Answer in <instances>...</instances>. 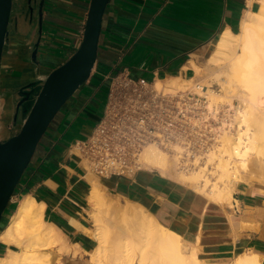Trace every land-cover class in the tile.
Returning <instances> with one entry per match:
<instances>
[{"label":"crops","instance_id":"1","mask_svg":"<svg viewBox=\"0 0 264 264\" xmlns=\"http://www.w3.org/2000/svg\"><path fill=\"white\" fill-rule=\"evenodd\" d=\"M262 1L110 0L95 70L84 89L73 95L50 124L15 191L17 201L9 203L3 214L0 259L9 251L21 252L22 247L12 240L29 239L15 232L7 234V229L22 200L30 196L42 212L43 228L47 225L46 230H52L59 240L65 264H91L99 245L93 217L95 186L105 202L103 209H110L111 218H106L111 227L109 240H124V215L139 217L145 211L189 245L198 244L202 260L254 251L262 255L264 264V218L260 217L264 203L248 205L236 199L242 208L239 217H228L230 226L221 221L215 226L212 222L218 215L205 210L206 206L196 209L190 204L187 194L175 187V178L146 168L131 178H105L91 170L76 145L93 131L103 114L97 111L99 88L94 80L108 82L110 75L124 70L133 78L154 79L155 83L194 78L191 62L202 66L219 38L227 31H239L245 13L257 10ZM41 2L14 0L1 70L2 122L15 125L24 120L28 105L23 110L16 105L21 90L31 82L38 84L39 76L66 62L82 40L90 0H44L42 28ZM38 42L35 65L28 62V56ZM238 208H234L236 213Z\"/></svg>","mask_w":264,"mask_h":264},{"label":"bare ground","instance_id":"2","mask_svg":"<svg viewBox=\"0 0 264 264\" xmlns=\"http://www.w3.org/2000/svg\"><path fill=\"white\" fill-rule=\"evenodd\" d=\"M191 63L195 74L200 71L206 73V84L200 87L199 92L207 96L210 111L216 113L225 99L230 101L237 97L240 101V106L234 110L232 122L237 128V133L233 136L223 131L218 136L220 146L208 152L204 162L206 166L200 167L199 171L189 174L183 171L176 173L185 180H194V183L203 181V186L208 187V164H215L216 168L222 169L224 175L220 179L229 181L231 176H237L239 167L247 169L249 159L253 155L264 164V0L257 10L249 9L245 13L237 33L227 31L219 38L216 48L205 61L203 70ZM213 83H217L221 89H213ZM191 85H194V78L178 77L163 82L158 80L155 83L158 89L170 93L188 89ZM0 129L4 136V122L1 123ZM181 149L176 146V160ZM140 160L145 168L154 169L161 175L172 177L175 173L169 155L156 145L145 146ZM226 182L223 186L214 183L208 193L211 198L216 199V204L219 201H228L234 209L239 203L236 199L232 201L233 187ZM98 190L94 186L93 197L90 196L95 201L93 217L97 224L96 238L99 243L96 251L92 253V260L96 264H135L136 256L139 264H197L199 247L196 246L200 241V232L197 235V245L191 246L180 234L159 223L145 211H142L139 217V214L124 215L123 228L127 235L124 240H109L111 227L106 218H111V213L110 209H103L105 202ZM41 213L30 196L22 200L7 234L13 235L15 232L17 235H27L29 239L21 252L9 251L6 258L0 259V264H49V253L42 252L46 250L45 246L57 244L59 240H55L52 230H46L47 225L43 228ZM12 241L20 244L17 240ZM261 260L262 255L249 251L237 259V264H262Z\"/></svg>","mask_w":264,"mask_h":264},{"label":"built area","instance_id":"3","mask_svg":"<svg viewBox=\"0 0 264 264\" xmlns=\"http://www.w3.org/2000/svg\"><path fill=\"white\" fill-rule=\"evenodd\" d=\"M108 78L102 117L76 145L97 175L131 178L142 169L145 146L170 150L191 130L194 94L165 92L154 79L133 78L126 70ZM17 199L14 193L10 203Z\"/></svg>","mask_w":264,"mask_h":264},{"label":"water","instance_id":"4","mask_svg":"<svg viewBox=\"0 0 264 264\" xmlns=\"http://www.w3.org/2000/svg\"><path fill=\"white\" fill-rule=\"evenodd\" d=\"M109 1L90 0L78 49L48 75L39 76L38 84L31 82L25 86L22 94L24 97L16 104L18 110L21 108L23 110V104L28 102V107L24 108L26 114L24 120L16 122L15 125L12 121L4 122L6 129L4 136L0 129V222L50 124L73 95L89 82L95 70L103 16ZM43 5L44 0L38 10L41 28ZM13 6L14 0H0V87L3 53L9 35L8 24ZM35 46L28 56V62L36 65L39 42ZM1 114L0 102V127ZM9 125L13 126L11 130Z\"/></svg>","mask_w":264,"mask_h":264},{"label":"rangeland","instance_id":"5","mask_svg":"<svg viewBox=\"0 0 264 264\" xmlns=\"http://www.w3.org/2000/svg\"><path fill=\"white\" fill-rule=\"evenodd\" d=\"M200 68L203 70L204 64L200 66ZM188 76H191V74H189ZM194 78V85H191L188 87V89H185L193 92L194 94L191 115V130L187 134L182 136V138L177 140L178 142L171 146L170 150L163 151L169 155L170 164L175 170L174 175L172 177H169L175 178V187H177L179 191H183L185 192V194H187V200L190 201V204H193L196 209H201V207L203 208V206H206L205 210H210L217 214L218 217H216L212 222L215 226L217 225V222L221 221V223H223V225L227 227L230 226V222L228 221L229 215L231 214L236 217H239V212L242 211V208L239 204H237V207L239 206V211L238 213H236L232 208V205L228 201L218 200L220 203H223L220 204L219 202H217L216 204V199L210 197V194L208 193L209 190L211 189L214 183H219V185L223 186L222 184L227 181L226 184L233 187V190L231 192L232 201H235V199H237L240 201V203L245 202L248 205H261L264 203V164H261L258 158H256L254 155L251 156L248 162L249 164H247V169L244 170L240 169V167L239 169L237 168V176H231V181L226 179L221 180L220 177L224 175L222 169L216 168L215 164H208L206 170L207 176L210 179L208 187L203 186V181L200 182L201 184L197 182L194 183V180H185L184 178H181L179 175L176 174L179 171H183L187 174H189V172L191 173L193 171H199L200 167L206 166L204 162L207 159L206 155L208 154V152L214 149L216 146H220L218 136L223 131L233 136L237 133V128L235 124H232V122L235 114L234 110L235 108H237V106H240L239 99L237 97H234L230 101L225 99L223 103L220 104V109L218 108V111L216 113L210 111L208 109L207 96L199 92L200 87H204L206 84V73L204 71H200L196 75L194 74ZM93 83L98 85L99 88L96 100L99 106L97 111L101 112L102 110H104L105 107L109 84L108 82H104L103 80H94ZM213 89L219 91L221 88L217 83H213ZM176 146L182 148L181 153L178 156L179 158L177 160ZM196 160H198V162H195ZM144 168L145 167L142 165L141 170H143ZM7 211L8 209L5 210L6 213ZM260 217L264 218V213ZM2 223L4 224V221H2ZM2 226L3 225H1L0 228H2ZM243 226L249 227L251 225L243 224ZM21 236L25 235H20L19 237ZM17 241L18 243H20L19 246H21L22 249L27 243V240ZM52 244L53 243L49 244L50 246L47 245V247L45 246L46 250L42 252L49 253V264H65V261L62 259L61 256L62 249L58 245V242L57 244L54 243L53 246ZM243 254H239L235 257V254L230 253L226 254L225 256H222L221 258H210L208 260H202L200 258L201 256H198L197 264H237V259ZM134 263L139 264V259H137V256L134 259ZM91 264H96L95 261L92 260V256ZM106 264L112 263L106 262Z\"/></svg>","mask_w":264,"mask_h":264},{"label":"flooded vegetation","instance_id":"6","mask_svg":"<svg viewBox=\"0 0 264 264\" xmlns=\"http://www.w3.org/2000/svg\"><path fill=\"white\" fill-rule=\"evenodd\" d=\"M9 26H10V21H9V24H8V29H9ZM25 91V89H23V90H21V92L23 93ZM24 97V95H22V98ZM28 104V102H25L24 104H23V106L22 107H26V105Z\"/></svg>","mask_w":264,"mask_h":264},{"label":"trees","instance_id":"7","mask_svg":"<svg viewBox=\"0 0 264 264\" xmlns=\"http://www.w3.org/2000/svg\"><path fill=\"white\" fill-rule=\"evenodd\" d=\"M235 33H237L238 31L237 30H234ZM16 191V190H15ZM15 193V192H14ZM3 220H1L0 222V226H1V223H2Z\"/></svg>","mask_w":264,"mask_h":264}]
</instances>
